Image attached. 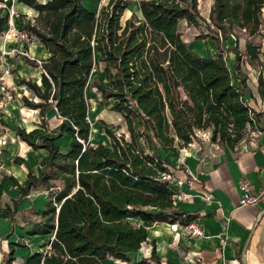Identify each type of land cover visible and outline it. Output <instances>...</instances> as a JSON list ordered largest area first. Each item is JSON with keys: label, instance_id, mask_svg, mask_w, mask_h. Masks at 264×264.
Masks as SVG:
<instances>
[{"label": "trees", "instance_id": "16d2710c", "mask_svg": "<svg viewBox=\"0 0 264 264\" xmlns=\"http://www.w3.org/2000/svg\"><path fill=\"white\" fill-rule=\"evenodd\" d=\"M17 1L43 18L44 28L23 20L21 24L31 41L43 44L50 54L42 61L25 56L27 63L42 68L41 84L20 80L33 94L22 97L24 106L38 109L42 122L31 132L18 128L17 134L48 155L37 174L29 169L25 186L15 178L12 182L20 186L21 197L33 190L48 192L45 211L31 208L40 216L31 222V233L52 234L49 250L28 264L130 262L154 223L187 225L191 220L176 205V178L162 152L178 158L197 139L198 130L210 132L213 141L231 149L250 141L252 131L264 130V114L246 98L243 55L238 45L224 47L236 29L248 31L250 38L262 36L264 0H214L209 22L201 17L199 0H140L141 18L133 14L125 25L121 17L126 0H109L99 14L85 0ZM183 20L195 27L204 21L208 32L195 38L213 40L219 55L196 54L180 30ZM8 21L9 12L2 10L0 36ZM260 49V44L246 43L250 63L260 64ZM229 53L235 55L233 69L225 58ZM96 61L103 64L109 82L93 80L99 101H113L111 109L124 117L129 133L126 137L108 131L110 146L91 141L88 86ZM259 86L263 92L262 74ZM53 108L62 125L51 130L46 116ZM46 130L50 134H43ZM64 135L71 137L67 152L56 144ZM3 189L4 181L0 196ZM16 212L7 206L0 217L13 218ZM131 219L142 223L135 225ZM152 258L161 264L155 250Z\"/></svg>", "mask_w": 264, "mask_h": 264}, {"label": "crops", "instance_id": "0c3cea01", "mask_svg": "<svg viewBox=\"0 0 264 264\" xmlns=\"http://www.w3.org/2000/svg\"><path fill=\"white\" fill-rule=\"evenodd\" d=\"M262 32L264 33V29ZM260 38V64L257 63L258 70H255L258 76L252 75L249 72L250 69L244 70V73L246 76L248 75L246 98L249 106L264 114V90L261 92L259 86V76L260 74L262 77L264 76V35ZM26 48L28 50V46ZM45 50L44 58L47 59L50 54L47 49ZM40 55L39 51H35V57L38 58ZM243 57L247 58L246 55ZM19 62L36 69L23 60H17L16 71L19 72L13 77H9L7 81L14 86L16 91L26 90L24 95L31 94L32 96L28 97H33L27 85L20 83L21 78L29 72V67L23 69ZM246 63L250 64L248 59ZM21 69L24 71L22 72ZM234 75L236 76V74ZM103 76L105 77L104 71ZM36 81L41 84L38 80ZM91 82H93L92 79ZM22 102L21 99L8 101L5 103V107L0 109V120H5L9 125V128L6 129L7 132L0 133L10 135L13 140L19 138L18 126L31 132L40 128V125L36 124L42 122L40 111L28 108ZM25 110L30 111V114L33 115L34 123L23 119L21 113ZM51 119L54 120V126L49 124V129H59L62 119L59 118L55 108L47 113V122H51ZM10 128H14L16 131L10 130ZM45 132L50 134L49 130ZM205 132L208 134L201 137L209 139L211 133ZM1 134L0 139L3 140ZM65 137L69 142L66 151L63 152L69 150L71 143V137L64 135L62 138ZM196 140L200 145H203L200 137ZM17 145H25V141L20 139ZM5 147L12 154L16 151L13 144H7ZM46 153L47 156L48 152L46 151ZM3 154L6 159L12 160V163L8 166L10 171L0 168V184L4 181V189L0 196V215L7 206H10L12 210L17 208V212L13 218L0 217V264H28L31 257L46 253L50 248L49 242L52 240V234L31 233L34 228L31 222L40 219V216L32 213L31 208L34 207L37 212L45 211L48 192L33 190L30 195L21 197V188L13 184L12 178H15L21 186H25L28 181L29 169L37 174L39 168L33 169L32 165L27 164L26 161L23 164H18L16 158L13 159L9 154ZM184 154L188 155L186 166L181 168L178 158ZM162 155L172 165L170 170L174 173L175 178L184 181L181 191L188 195L184 199L176 198V205L182 212L191 216L187 225L195 224L201 229L202 235L186 236L185 233L182 234L181 229L186 225L156 222L148 228V237L144 242L147 246H151V250L149 249L151 253H142L141 247L139 251L130 254V262H118L158 264L152 258L153 250H155L156 257L161 264H264V134L259 140L243 142L235 149L223 147L218 151L205 149L202 152H196L193 147L189 148L188 146L180 151L178 158L172 152H162ZM243 181L250 183V189L257 197L256 202L246 206L240 205ZM34 192H38L40 195L36 200L32 198ZM206 194L210 196L209 200H206ZM176 232L177 236H175ZM188 257H192L193 261H188Z\"/></svg>", "mask_w": 264, "mask_h": 264}, {"label": "rangeland", "instance_id": "374dc122", "mask_svg": "<svg viewBox=\"0 0 264 264\" xmlns=\"http://www.w3.org/2000/svg\"><path fill=\"white\" fill-rule=\"evenodd\" d=\"M128 3L127 9L124 11L122 17H121V24L125 25L127 19L132 18L133 14L141 18V13L139 10V1L140 0H126ZM17 0H6L5 3L0 4V12L3 10V13L6 12V10L10 13V15L13 17V24L18 27L19 29L23 28L21 24V20L24 21V23H32L34 25H38L40 28H44L45 22L43 18L39 16V13L36 10H30L28 7H23L21 4L17 3ZM109 0H85L84 3L86 7L95 12L96 14H99L100 10L102 7L106 6L108 4ZM214 0H199L200 4V12H201V17L206 19L207 22H209L208 14L209 10L211 9L213 5ZM6 8V10H4ZM263 18H264V11H263ZM9 26V25H8ZM7 26L5 30V35L3 40H1L0 43V49H5L7 51H10V55L6 56L3 58V60H0V65L2 68L4 66H8L10 69H12V74L10 77H13L14 74H16L19 71H16L17 69V60H23L25 63V56H30L32 58H36L39 61L45 60L44 58V53L46 47L41 44L40 42H29L26 44L25 42L18 41L16 39V36L10 32V28ZM264 27V26H263ZM180 30L183 34L184 39L188 42L190 48L198 55H201L203 57H209L213 58L218 56V50L216 48L215 42L211 39H205V40H196L195 36L200 34L201 32H208L207 25L204 21H201V26L200 27H195V26H189L185 20L181 21L180 23ZM262 36L264 33H261ZM260 35H256L255 37L250 38L248 31H241L239 29H236L235 36H230L228 40L224 41V47L227 48L228 46H235L238 45V48L243 56L246 55V43L247 42H252L254 44H259ZM237 40V41H236ZM26 44V45H25ZM28 46V50L25 47L26 53L23 55L18 54L17 52H13L12 50L14 49H19L23 50V46ZM35 51H39L41 53L40 56L35 57ZM98 56V55H96ZM225 58L227 60L228 66L233 69V63L235 60V55L232 53L226 54ZM247 58L242 57V70H249L252 75L258 76V73H255V70H258L257 63L253 62L247 65L246 63ZM21 63V62H19ZM20 65V64H19ZM23 69H28L27 65L24 64L23 62L21 63ZM26 65V66H25ZM21 69L23 72L24 70ZM43 70L41 67H36V69H33L29 67V72L27 75H24L25 77L31 79V80H38L40 81V75L42 74ZM1 74V73H0ZM18 74V73H17ZM234 74H236L234 72ZM22 76V75H21ZM248 77V75L246 76ZM9 78V77H8ZM6 78L4 81L5 83L9 86L10 91H11V98L9 100H3L0 95V109H3L5 107V103L8 101H12L15 99H21L22 97L25 96L26 90L24 91H16L14 89L13 85H10L9 82L7 81ZM264 78V76H263ZM92 81L93 80H98L101 83L104 84H109V82L106 80V78L103 76V64L96 61L95 68L93 69L92 76H91ZM247 79V78H246ZM88 95L91 98V111H90V121L92 123V134H91V141L94 144H98L100 142L104 143L107 146L111 145V139L108 136V131L119 135L125 134L126 137L129 136L128 130H127V124L125 122L124 117L117 111H114L111 109L113 101H105V102H100L99 97L100 94L97 92L93 82L90 83L88 86ZM25 92V93H24ZM28 96H32L29 94ZM33 98V97H32ZM36 99V98H34ZM23 103V102H22ZM21 116H23V119H25L27 122H32L34 123L33 120V115L30 114V111L25 110L23 113H21ZM52 124L54 126V120L51 119V122L49 121L48 125ZM37 126L40 124H36ZM4 127V128H3ZM0 132L5 131L7 128H9L8 123L5 120H0ZM3 128V129H2ZM18 128H22L18 126ZM10 130H14V128H10ZM16 131V130H14ZM47 132H44L43 134H46ZM1 134V133H0ZM42 135L39 134L34 138V142L37 141L38 137ZM3 137V140L0 139V164L2 168L1 170H6L10 171L8 166L12 163V160L6 159V156H4L3 153L9 154L15 158H24V160L27 162V164L32 165L33 169H38L40 166L41 161L43 158L46 156V151L44 149H38L35 150L31 148V146L25 142V145H17L18 141H20L19 138L16 140H13L10 135H5L1 134ZM202 139L203 145H200L198 143V140H196V144H193L189 146V148L193 147V150L196 152H202L205 149L207 150H221L223 149V146L218 140L213 141L212 136L210 135L209 139L206 137H200ZM23 141V140H21ZM68 142L69 140L65 138H61L57 140L56 144L61 146L62 151H66L68 147ZM17 143V144H16ZM7 144H13L16 147V151L14 154H12L9 149H7L5 146ZM9 151V152H8ZM3 154V155H2ZM185 155V154H184ZM2 158V159H1ZM187 159V157H186ZM185 159V163H186ZM181 168L185 167L186 164H180ZM1 181V177H0ZM35 194L33 195V199H38L40 197L38 192H34ZM130 222H132L135 225H139L142 222L139 219H131ZM177 232L176 235L177 236ZM183 234V233H182ZM186 235V234H185ZM188 236V235H186ZM41 242V241H39ZM43 242V241H42ZM149 249L151 250V246H147L145 243L142 246V253L145 254H150ZM109 263L112 264H124L120 263L118 261H108Z\"/></svg>", "mask_w": 264, "mask_h": 264}, {"label": "built area", "instance_id": "2783aa9c", "mask_svg": "<svg viewBox=\"0 0 264 264\" xmlns=\"http://www.w3.org/2000/svg\"><path fill=\"white\" fill-rule=\"evenodd\" d=\"M8 25H9L8 27L10 28V32H12L14 36H16V39H18V41L25 42L26 44L31 42L32 37L30 36V34L27 31L23 30V28L21 29H19L18 27L16 28V26L13 24V17L10 15V13H9ZM4 35H5V32L0 36V43H1V40H3ZM25 45L23 46L22 51L17 48L12 51L17 52L18 54L24 56V54L26 53ZM8 55H10V51H7L6 48L0 49V60H3V58H5ZM0 73H1L0 74V95L2 96L1 98L3 100H6V99L9 100L11 98V91H10L9 86L5 83L4 80L10 77V75L12 74V69H10L8 66H4L2 68V66L0 65ZM205 134H208V133L205 131H201V130L196 131L197 138ZM263 134H264V130L256 129L252 131L249 135L250 137L249 142H255L259 140ZM195 142H196V139H194L193 142L189 146L193 145ZM187 156H188L187 154L180 156L178 158V163L185 164V159ZM183 186H184V181H182L181 179L175 180V188L177 189V193L176 195H174L175 199L176 198L184 199L188 197V195H186L184 192L181 191ZM241 191H242V197L240 199V205L246 206L248 204H252L257 201V197L252 193L250 189V183L248 181H243L241 183ZM205 198L206 200H209L210 196L206 194ZM181 229H182L183 234L185 233L186 235H189V236H201L202 235L201 229L193 223L186 225L182 227ZM188 261H193V258L188 257Z\"/></svg>", "mask_w": 264, "mask_h": 264}, {"label": "bare ground", "instance_id": "6f19581e", "mask_svg": "<svg viewBox=\"0 0 264 264\" xmlns=\"http://www.w3.org/2000/svg\"><path fill=\"white\" fill-rule=\"evenodd\" d=\"M23 7H24V5L23 4H21Z\"/></svg>", "mask_w": 264, "mask_h": 264}]
</instances>
